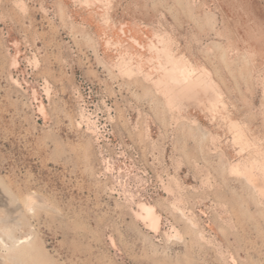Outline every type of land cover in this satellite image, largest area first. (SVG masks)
I'll return each instance as SVG.
<instances>
[{
	"label": "rangeland",
	"instance_id": "obj_1",
	"mask_svg": "<svg viewBox=\"0 0 264 264\" xmlns=\"http://www.w3.org/2000/svg\"><path fill=\"white\" fill-rule=\"evenodd\" d=\"M25 261L264 264V0H0V264Z\"/></svg>",
	"mask_w": 264,
	"mask_h": 264
},
{
	"label": "bare ground",
	"instance_id": "obj_2",
	"mask_svg": "<svg viewBox=\"0 0 264 264\" xmlns=\"http://www.w3.org/2000/svg\"><path fill=\"white\" fill-rule=\"evenodd\" d=\"M176 61V60H175ZM175 61H173L172 60V62H175ZM171 62V61H170ZM177 62V61H176ZM160 63V62H159ZM169 63V62H168ZM171 65V64H170ZM174 65V64H173ZM175 65H177V64H175ZM182 65V64H181ZM180 65V66H181ZM179 66V67H180ZM183 66V65H182ZM163 67V66H162ZM166 67V66H165ZM177 67H178V65H177ZM169 68H172V66L171 67H169ZM174 68V67H173ZM173 71V69H170V71ZM164 71H165V73H168V72H166V70L164 69ZM167 71H168V68H167ZM169 71V72H170ZM172 71L170 72L171 74H172ZM163 72V71H162ZM161 72V73H162ZM175 73H176V75H178V76H181V75H186L187 77L189 76V75H187V71H186V69L183 67H181V68H178V70H177V72L175 71ZM164 74V73H163ZM169 74V73H168ZM170 74V75H171ZM189 74V73H188ZM175 76V75H174ZM160 77V76H159ZM166 77V76H165ZM172 77V76H171ZM186 77V78H187ZM185 78V77H184ZM160 80H165L164 78H162L161 77V79H159V81ZM166 82H167V79H166ZM31 196H29V198H30ZM34 199V198H33ZM29 200V199H28ZM25 201H26V198H25ZM31 203V202H30ZM26 204H27V202H26ZM139 209H140V211H141V214L143 215V218H145V219H147V221H148V224H149V226H151L152 228H157V226H158V223H159V215H157L156 213H155V211H154V208L152 207V205L150 206V205H145V204H142V205H140L139 206ZM139 211V210H138ZM138 215H139V213H138ZM141 215V216H142ZM23 216V215H22ZM140 216V215H139ZM8 219V218H7ZM8 227V226H7ZM8 232V231H7ZM11 246V245H10ZM15 246V245H14ZM13 246V247H14ZM7 248V247H6ZM12 248V247H11ZM15 248H16V250L17 249H19L18 247H16L15 246ZM13 249V248H12ZM7 250H10V248L9 249H7ZM21 250L22 249H20V253H22L21 252ZM27 250V249H26ZM10 251H12V250H10ZM14 251V250H13ZM25 251V250H24ZM23 251V252H24ZM19 252V251H18ZM17 252V253H18ZM14 253V252H13ZM19 253V254H20ZM25 254V253H24ZM23 254V255H24ZM15 255H16V253H15ZM17 257L19 256L18 254L16 255ZM21 256V258H22V255H20ZM19 256V257H20ZM13 257H15V256H13ZM12 256H10L9 258H13ZM25 257V256H24ZM16 258V257H15ZM14 258V259H15ZM17 259V258H16ZM10 261H11V259H10ZM17 261V260H16ZM14 262H15V260H14ZM26 262V261H25ZM29 262V261H28ZM25 264H27V262L25 263Z\"/></svg>",
	"mask_w": 264,
	"mask_h": 264
}]
</instances>
